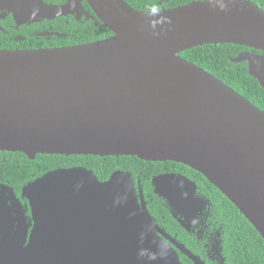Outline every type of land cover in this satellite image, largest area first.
<instances>
[{
  "label": "water",
  "instance_id": "water-1",
  "mask_svg": "<svg viewBox=\"0 0 264 264\" xmlns=\"http://www.w3.org/2000/svg\"><path fill=\"white\" fill-rule=\"evenodd\" d=\"M87 1L111 37L0 49V150L188 165L264 238V110L181 55L211 43L264 51V9L252 0H193L153 13L126 0ZM10 10L28 20L54 8L16 0ZM234 60H248L264 86L255 54ZM152 183L184 228L207 203L182 174ZM21 197L30 215L0 185V264H184L180 252L204 264L160 227L131 171L101 180L86 167L55 168L26 183Z\"/></svg>",
  "mask_w": 264,
  "mask_h": 264
},
{
  "label": "flooded vegetation",
  "instance_id": "flooded-vegetation-1",
  "mask_svg": "<svg viewBox=\"0 0 264 264\" xmlns=\"http://www.w3.org/2000/svg\"><path fill=\"white\" fill-rule=\"evenodd\" d=\"M15 1L16 0H0V49L34 50L73 46L99 41L109 38L113 35V32L100 20L95 10L87 0H42L48 6L53 7L54 10L49 11L45 16H33L28 20L21 19L15 14L14 11L10 10V7H13ZM224 45H227L226 47L229 48H225L229 60H231L232 63L237 64H228L226 70L229 66H231L232 68H235L237 73H239L240 70L247 71L249 73L250 62L248 60L235 61L234 58L244 53L255 54L259 60V67L257 68V71L264 77V66H262L264 64V51L234 43H224ZM256 65H258V62ZM254 79L255 81L249 80V84L246 85L249 87V89L240 91L236 87H231L248 98L260 109L264 110V86H262L256 77H254ZM12 154H15L14 158L16 159L17 163L20 159H22L21 162L27 161L26 157L28 156L24 153L23 156L20 155L18 151L13 152L0 150V185L11 189V192H14L15 196L21 199L22 205L26 208L27 214L30 215V207H27L28 200L21 197L22 189L29 181L21 185L18 189L11 184V175L3 171V168L5 169V166L9 165ZM37 155L32 160L36 159ZM93 156L119 160L121 157L133 155ZM29 159L31 158L29 157ZM150 162L151 164L147 167V169L141 171L138 174V177H135L137 184H139L140 181L142 188V175L150 178L151 186L153 191H155L152 183L154 177L163 174L177 173L187 176L191 181L195 182L197 190L196 195L200 199L207 201L206 204L202 203V206L197 210L195 217L190 220V222H187L189 228H184L178 219L174 217L172 208L164 198L160 197L154 192V194H156L161 199V205L163 206L157 210V213L155 214L152 210H150V200H148L147 196L145 195L148 208L152 215L157 219L160 227L172 237H176L180 243L185 244V246L194 254L199 255L204 264H227L223 245L224 224L216 220L217 217L214 214L215 205L211 195L213 189L210 185V181L201 172L179 162L170 160ZM155 163H159L156 166L160 167L162 170L157 171V167L154 165ZM72 166L86 167L95 172L92 167L82 164L59 166L56 168ZM116 170L131 171L121 167H114L111 169L110 176ZM109 177L103 179L101 177L99 178L101 180H107ZM7 195L8 206H10L13 213L17 216V212L15 210L16 206L13 201L14 197L11 195V193H7ZM166 214H169L175 223L172 219L169 220ZM169 222L170 224H174L176 228L179 226L177 231H172V228L169 227ZM182 229L192 239L193 246H189L186 242L178 238L179 232ZM180 254L187 261H190L192 264H196L195 261L191 260L183 252H180Z\"/></svg>",
  "mask_w": 264,
  "mask_h": 264
},
{
  "label": "trees",
  "instance_id": "trees-1",
  "mask_svg": "<svg viewBox=\"0 0 264 264\" xmlns=\"http://www.w3.org/2000/svg\"><path fill=\"white\" fill-rule=\"evenodd\" d=\"M126 1L135 8L152 10L153 8L161 9L163 7H175L193 0ZM252 1L264 9V0ZM226 46L227 45L224 44H204L185 50L181 55L215 74L230 86L236 87L240 91L249 89L246 85L249 84V80L255 81V79L247 71L240 70V72L237 73L235 68H232L231 66L226 70L228 64H234L227 56L225 48H229ZM19 154L23 155L21 152H19ZM14 156L15 154H12L9 165H6L5 169L3 168V171L11 175V184L18 189L21 185L38 177L43 172L55 169L59 166H70L75 164L87 165L92 167L96 174L103 179L110 176L111 169L114 167L129 169L134 172L135 177H138V174L141 171L146 170L151 164L150 161H145L137 156L121 157L119 160H115L93 155L65 156L61 154L39 153L34 160L26 157V162H21L22 159H20L18 163ZM157 164L159 163H155L154 165L156 166ZM156 167L157 171L162 170L160 167ZM141 182L143 184L145 195L148 200H150V210L156 214V211L163 207L161 205L162 201L156 194H154L149 177L142 175ZM210 185L213 189L211 195L215 205L214 214L217 217L216 220L224 224L223 245L227 264H264V238L219 188L211 182ZM166 216L169 220L172 219L169 214H166ZM169 227L172 228L173 232L177 231L179 228V226L176 228V226L170 224V222ZM178 238L186 242L189 246H193L192 239L183 229L179 232ZM181 260L184 264H192L190 261L184 259L182 255Z\"/></svg>",
  "mask_w": 264,
  "mask_h": 264
},
{
  "label": "clouds",
  "instance_id": "clouds-1",
  "mask_svg": "<svg viewBox=\"0 0 264 264\" xmlns=\"http://www.w3.org/2000/svg\"><path fill=\"white\" fill-rule=\"evenodd\" d=\"M222 8H223V6H222ZM151 11H152L153 13H157V12H159V9H158V8H153Z\"/></svg>",
  "mask_w": 264,
  "mask_h": 264
}]
</instances>
